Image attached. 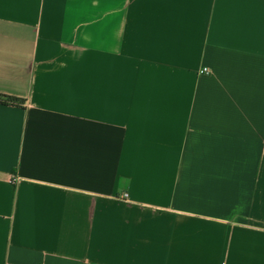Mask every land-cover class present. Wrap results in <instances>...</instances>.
Listing matches in <instances>:
<instances>
[{"label": "crops", "instance_id": "obj_1", "mask_svg": "<svg viewBox=\"0 0 264 264\" xmlns=\"http://www.w3.org/2000/svg\"><path fill=\"white\" fill-rule=\"evenodd\" d=\"M0 94V264H264V0H0Z\"/></svg>", "mask_w": 264, "mask_h": 264}, {"label": "trees", "instance_id": "obj_2", "mask_svg": "<svg viewBox=\"0 0 264 264\" xmlns=\"http://www.w3.org/2000/svg\"><path fill=\"white\" fill-rule=\"evenodd\" d=\"M0 101L19 102V99L0 94Z\"/></svg>", "mask_w": 264, "mask_h": 264}, {"label": "built area", "instance_id": "obj_3", "mask_svg": "<svg viewBox=\"0 0 264 264\" xmlns=\"http://www.w3.org/2000/svg\"><path fill=\"white\" fill-rule=\"evenodd\" d=\"M201 73H206L207 72V69L204 67L200 70ZM126 196V194H124Z\"/></svg>", "mask_w": 264, "mask_h": 264}, {"label": "rangeland", "instance_id": "obj_4", "mask_svg": "<svg viewBox=\"0 0 264 264\" xmlns=\"http://www.w3.org/2000/svg\"><path fill=\"white\" fill-rule=\"evenodd\" d=\"M201 73V72H200Z\"/></svg>", "mask_w": 264, "mask_h": 264}]
</instances>
